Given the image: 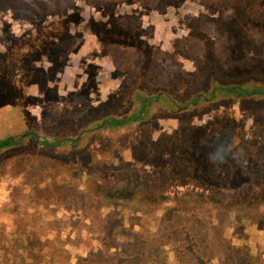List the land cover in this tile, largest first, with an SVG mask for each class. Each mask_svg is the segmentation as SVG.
Masks as SVG:
<instances>
[{
	"label": "rangeland",
	"instance_id": "rangeland-1",
	"mask_svg": "<svg viewBox=\"0 0 264 264\" xmlns=\"http://www.w3.org/2000/svg\"><path fill=\"white\" fill-rule=\"evenodd\" d=\"M198 1L211 11L220 10L219 15L224 10L232 12V8L245 10L248 26H242V38L250 34L256 38L252 48L243 42L242 65L249 68L251 55L264 56V0ZM109 2L112 0H0V84L5 88L11 83L18 89V96H10L8 101L19 114L18 134L31 129L26 110L23 115L17 111L22 104L20 95L26 84L42 76L39 72L27 76L21 58L35 53L33 64L29 61L32 69L44 62L43 55L56 60L58 51L68 53L79 38L68 32L70 23L61 26L63 18L79 14L81 9L100 10ZM185 2L162 0L159 8L182 7ZM146 3L150 8L154 4L153 0ZM12 25L18 33L28 31L29 37L16 38ZM234 25L231 23V30H236ZM220 33L216 34L219 38ZM222 33L218 55L233 47V41L225 40L227 33ZM260 68L263 72L264 63ZM259 73L247 71L244 77L249 81L242 86H252L251 79ZM261 79L259 86L264 85ZM5 97L1 101L6 104ZM244 106L250 112L260 107L256 103ZM52 115L48 113L47 119ZM246 121L252 122L250 114ZM10 126L4 115L0 119L1 141L13 135ZM16 145L0 155V264H8L9 254L22 263L30 253L39 263L49 264H264V204L245 206L237 199L235 206H230L231 200L225 201L231 190L253 192L241 195L243 202L261 195L263 186L246 187L247 177L233 184L229 176L211 174L214 177L209 178L218 177L222 184L207 187L208 178L194 175L212 170H203L193 158L182 161L183 170L175 175L160 176L161 166L132 155L100 160L63 148L32 149L21 141ZM11 221L15 234L9 243ZM32 229L36 236L30 235Z\"/></svg>",
	"mask_w": 264,
	"mask_h": 264
},
{
	"label": "flooded vegetation",
	"instance_id": "flooded-vegetation-1",
	"mask_svg": "<svg viewBox=\"0 0 264 264\" xmlns=\"http://www.w3.org/2000/svg\"><path fill=\"white\" fill-rule=\"evenodd\" d=\"M153 3L150 8L146 0H112L94 12L81 9L61 23L64 28L70 23L68 32L79 38L68 53L58 51L56 60L43 55L44 62L32 69L35 53L21 58L27 76L42 75L26 84L17 108L20 114L26 110L31 129L17 133L19 114L8 101L18 96V89L0 84V119L5 115L13 129L6 141L0 140V155L21 141L32 149L63 148L92 159L132 155L161 166L160 176L175 175L172 168L190 158L203 170L210 167L208 177L224 174L227 167L240 174L244 160L249 169L255 165L251 142L264 144V85L259 86L264 56L251 55L249 68L242 65L243 42L252 48L256 38L250 34L244 39L247 12L232 8L219 15L220 10L211 11L198 0L182 7L171 4L164 11L162 0ZM15 28L16 38L29 37L28 31ZM218 31L221 40L224 31L225 40L233 41L222 55L216 49ZM247 71L260 72L249 88L242 86L249 81ZM250 103L260 107L250 112L244 106ZM50 112L54 115L47 119ZM249 114L252 122L247 123ZM110 144L115 150H109Z\"/></svg>",
	"mask_w": 264,
	"mask_h": 264
},
{
	"label": "trees",
	"instance_id": "trees-1",
	"mask_svg": "<svg viewBox=\"0 0 264 264\" xmlns=\"http://www.w3.org/2000/svg\"><path fill=\"white\" fill-rule=\"evenodd\" d=\"M251 143H255V144H253V147L250 150V151H253L252 155L254 157V161L253 162H254L255 165L251 166V168L249 169V166H244V165L248 164V161L244 160L243 163L241 164V166L238 168V171H239L240 174L236 175V174H234L232 172L231 173L229 172L226 175L225 174H222V175L224 177L229 176V180L233 184H236L238 182V180H240V182H241V178L242 177H247V181L246 182L244 181L246 187H250V186L254 187L255 185L261 184L263 186V188L261 189L262 190L261 191V195H259L257 197V199H253V198L247 197L246 199H244L245 202H243V199L240 196L245 194V193L247 194V193H253V192L240 191L239 192L240 194H238V192H235V191L231 190V192H229L226 195V197L228 199L225 200V201H230L231 200L229 202V204H231L230 206H235L237 199L239 200V202L242 205H245V206H262L264 204V181H263L264 180V175L263 176H259L260 175L259 172L261 170L264 171V144H262L259 139L252 140ZM245 156H250L251 157L250 154H246ZM220 161H221V163H225V166L227 165V161H224V159H221ZM172 169L175 170V172H177V171H180L181 167L180 168L173 167ZM182 170H183V168H182ZM226 171H228V167L226 168ZM194 176L201 177L202 179L203 178H208L209 185L207 187H210V186L219 187L218 185L220 183L222 184L221 179L218 180L219 179L218 177H220L221 175L216 177V179H213V178H209L208 175H205L206 177L203 176L201 174V172H196ZM241 184H244V183H241ZM219 206L222 207L221 204H219Z\"/></svg>",
	"mask_w": 264,
	"mask_h": 264
},
{
	"label": "crops",
	"instance_id": "crops-1",
	"mask_svg": "<svg viewBox=\"0 0 264 264\" xmlns=\"http://www.w3.org/2000/svg\"><path fill=\"white\" fill-rule=\"evenodd\" d=\"M12 226L13 225H12V221H11V223L9 222V227L7 228L8 231H10V235L8 234V236L11 237L9 243H11L13 241V238H14L13 235L15 234L13 232ZM36 232H38V231H36ZM30 235L31 236H34V235L36 236V234L33 231V229L31 231V234ZM15 238H18V233L16 234V237ZM26 240H28V238H26ZM42 253H43V251H42ZM44 253H45V255L47 254L46 251ZM45 255H42V257L45 258ZM8 257H9L8 258V260H9L8 261V264H49V263H44V262L39 263L38 262V257H34L31 253L26 258L21 259L22 260V263H18L17 257H15L14 259H12L13 257L10 254L8 255Z\"/></svg>",
	"mask_w": 264,
	"mask_h": 264
}]
</instances>
